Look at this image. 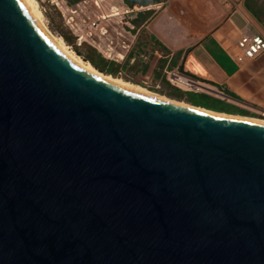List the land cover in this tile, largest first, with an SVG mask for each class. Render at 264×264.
Here are the masks:
<instances>
[{"label": "water", "instance_id": "95a60500", "mask_svg": "<svg viewBox=\"0 0 264 264\" xmlns=\"http://www.w3.org/2000/svg\"><path fill=\"white\" fill-rule=\"evenodd\" d=\"M0 264H264V126L93 78L0 0Z\"/></svg>", "mask_w": 264, "mask_h": 264}, {"label": "crops", "instance_id": "0c3cea01", "mask_svg": "<svg viewBox=\"0 0 264 264\" xmlns=\"http://www.w3.org/2000/svg\"><path fill=\"white\" fill-rule=\"evenodd\" d=\"M218 1L165 0L136 31L158 59L178 54L174 69L227 103L228 111L264 119V51L242 63L235 59L242 34L264 40V0H229L232 8Z\"/></svg>", "mask_w": 264, "mask_h": 264}, {"label": "rangeland", "instance_id": "374dc122", "mask_svg": "<svg viewBox=\"0 0 264 264\" xmlns=\"http://www.w3.org/2000/svg\"><path fill=\"white\" fill-rule=\"evenodd\" d=\"M37 2L46 26L62 37L75 53L79 51L86 56L88 47L94 48L106 60L116 63L117 76L121 79L180 101L174 88L183 90L170 84L164 71H158L163 75L159 79L153 73L158 56L147 46L145 53L136 52V42L144 39V34L133 28L135 13L129 11L122 0H82L72 6L66 0ZM132 52L133 58L127 61Z\"/></svg>", "mask_w": 264, "mask_h": 264}, {"label": "trees", "instance_id": "16d2710c", "mask_svg": "<svg viewBox=\"0 0 264 264\" xmlns=\"http://www.w3.org/2000/svg\"><path fill=\"white\" fill-rule=\"evenodd\" d=\"M82 0H66V3L69 6H72L76 3L81 2ZM165 0H122L123 4L127 7V9H133L134 7H149L159 4ZM248 1V0H247ZM252 11V10H251ZM134 20H132V24L135 26L134 28H139L143 26L145 23L150 21L155 16V10L149 9L145 11H138L134 12ZM54 34V33H53ZM55 36H58L54 34ZM60 37V36H58ZM62 38V37H61ZM63 39V38H62ZM148 46L146 43L138 42L136 45V52H140L143 50L145 53V47ZM80 56L84 61H88L97 71L103 73L105 75H110L113 77L117 76L116 70V63L111 60H106L99 52H97L94 48L88 47L87 55L83 56V54L79 51L76 53ZM133 52L129 53L127 56V61L133 58ZM165 55V54H163ZM178 54H174L169 60L160 58L157 61L155 69L153 70L154 75L156 78L163 77L158 71H165L164 74L171 71L176 67L177 64ZM127 81V80H126ZM166 83V82H165ZM174 94H177L176 97L183 99L185 103L194 106L203 108L206 110H210L213 112L218 113H227V114H234L231 113L229 110V106L227 103L223 102L222 100L210 96L204 93H195V92H182L178 89L174 88ZM237 115H243L241 113H235Z\"/></svg>", "mask_w": 264, "mask_h": 264}, {"label": "bare ground", "instance_id": "6f19581e", "mask_svg": "<svg viewBox=\"0 0 264 264\" xmlns=\"http://www.w3.org/2000/svg\"><path fill=\"white\" fill-rule=\"evenodd\" d=\"M22 3L24 7L26 8V10L28 11V13L30 14V16L32 17V19L34 20V22L37 24L42 34L49 41V43L52 44V46L60 54H62V56H64L68 61H70L75 67H77L84 73L92 76L93 78H96L116 88L129 91L134 94L144 96V97H147L153 100L172 104V105H175V106H178V107L190 110V111H194L197 113L215 116V117H221V118H228L232 120H237V121H242V122L264 126V119L253 118V117H248V116L228 115L225 113H218V112H213V111L206 110V109L199 108V107H194L183 101H176L162 94L150 91L138 84L128 82L124 79H121L120 77H113L110 75H105L103 73H100L88 61H84L80 56H78L75 53V51H73L61 37L55 36L49 30V28L46 26L44 22V18H43V15H42V12L40 10L37 0H22ZM137 9L139 8L137 7ZM118 57L122 59L121 55ZM180 85L184 86V83Z\"/></svg>", "mask_w": 264, "mask_h": 264}, {"label": "built area", "instance_id": "2783aa9c", "mask_svg": "<svg viewBox=\"0 0 264 264\" xmlns=\"http://www.w3.org/2000/svg\"><path fill=\"white\" fill-rule=\"evenodd\" d=\"M219 5L221 7L232 8L233 3L229 0H219ZM158 5L150 6V7H134L133 9H129L131 12H138L140 10L145 11L149 9H158ZM126 12V11H125ZM264 51V40L258 36H250L248 34H242L236 42V51H235V59L237 62L242 63L245 60H251L256 58L260 53ZM167 80L173 86L182 89L183 92H195L202 93V90L190 77L181 74L178 69H173L166 73ZM180 85V84H183Z\"/></svg>", "mask_w": 264, "mask_h": 264}]
</instances>
